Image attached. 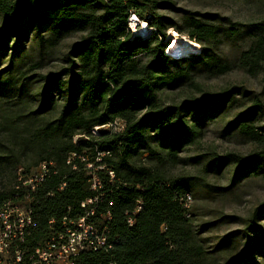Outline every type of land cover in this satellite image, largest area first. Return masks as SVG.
<instances>
[{
	"label": "trees",
	"instance_id": "trees-1",
	"mask_svg": "<svg viewBox=\"0 0 264 264\" xmlns=\"http://www.w3.org/2000/svg\"><path fill=\"white\" fill-rule=\"evenodd\" d=\"M164 7L166 0H0V206L14 199L19 177L48 169L31 194L36 226L25 251L57 236L63 218L91 212L85 222L105 244L74 264H264V203L212 247L202 233L215 223L196 229L184 203L201 186L226 194L264 179L261 95L242 87L191 94L199 79L232 70L264 75V20L239 24L191 11L175 20L157 14ZM131 15L147 36L131 33ZM169 30L200 50L185 58L168 53ZM55 62L57 71H44ZM175 93L183 99H168ZM116 122L121 129L100 130ZM209 125L254 147L203 165V177L229 176L224 188L171 172ZM88 200L95 201L81 208Z\"/></svg>",
	"mask_w": 264,
	"mask_h": 264
},
{
	"label": "rangeland",
	"instance_id": "rangeland-1",
	"mask_svg": "<svg viewBox=\"0 0 264 264\" xmlns=\"http://www.w3.org/2000/svg\"><path fill=\"white\" fill-rule=\"evenodd\" d=\"M169 7L158 9L157 14L167 18L177 19L184 13V11L197 12L200 14L211 13L218 14L221 17L229 18L234 23L246 24L249 22L264 20V0H166ZM149 17V16H148ZM134 27L138 28L144 22L134 21ZM132 23L129 28L131 30ZM141 24V25H140ZM146 25V24H145ZM147 28V27H146ZM149 32V29H148ZM173 30L166 32V43L170 41L169 35ZM134 35V34H133ZM136 36V35H134ZM141 37V36H140ZM180 37H183L180 35ZM77 40L76 37L66 40L60 47L61 52L66 51L68 44ZM199 49L193 50L197 53ZM168 47H166V50ZM224 52L232 57L235 55L234 49L224 48ZM175 56L189 57L195 55L193 52L184 53L183 51H175ZM59 63H52L46 70L48 72H55L59 68ZM201 87L198 91H191L195 97H201L205 93H216L227 91L232 87H242L247 91L260 94L264 103V75H257L255 77L244 74L240 70H232L230 73L222 75L213 79H199ZM168 99L179 101L183 99L181 93L167 95ZM236 99L240 96L236 95ZM167 101V100H165ZM170 101V100H168ZM170 103V102H167ZM242 108L237 111L240 112ZM260 126L264 125V117ZM121 122H116L112 125L103 127L102 131L110 129L112 131L121 129ZM99 128H94L93 133L96 134ZM254 149L253 145L246 143L238 137H227L222 134L220 128L216 125H209L202 129V133L195 140V142L187 145L180 153V157L185 160V165H179L171 172L176 175H190L203 178L204 183L213 187H227L229 185V176L223 174L221 176H214L207 174L203 177L201 170L203 165L207 164L216 156H224L229 153H235L246 156ZM264 203V179L254 178L240 182L231 191L226 194H216L208 191V188L201 186L194 190V196H191L189 203V210L191 213V221L193 227L199 229L211 223H215L210 230L202 233L205 246L212 247L221 238L227 234L240 230L242 225L239 218H245L250 215L254 208ZM219 220L222 222L217 223ZM217 223V224H216ZM258 264L259 260H253Z\"/></svg>",
	"mask_w": 264,
	"mask_h": 264
},
{
	"label": "built area",
	"instance_id": "built-area-1",
	"mask_svg": "<svg viewBox=\"0 0 264 264\" xmlns=\"http://www.w3.org/2000/svg\"><path fill=\"white\" fill-rule=\"evenodd\" d=\"M106 2L107 0H100ZM137 18L131 15L128 27ZM130 29V28H129ZM70 160H67V163ZM48 169L45 164L27 174L24 180L18 178L14 199H9L0 206V264H74L75 258L85 251H98L105 244V236L97 235L94 227L85 222V217L77 219L63 218L60 233L35 247L31 252L21 246L27 235L36 224L32 215V197L37 186L43 182ZM64 185L60 187L62 189ZM18 192L24 193L18 200ZM95 200L80 204L85 208ZM185 207H189L190 196L185 198ZM53 221H50L51 225Z\"/></svg>",
	"mask_w": 264,
	"mask_h": 264
},
{
	"label": "bare ground",
	"instance_id": "bare-ground-1",
	"mask_svg": "<svg viewBox=\"0 0 264 264\" xmlns=\"http://www.w3.org/2000/svg\"><path fill=\"white\" fill-rule=\"evenodd\" d=\"M134 23H132L131 30L132 33L136 36L145 37L148 35V27L145 24H140L138 28H135ZM147 27V28H146ZM170 41L167 44V52L172 54L175 53V51H183L184 53H190L193 52L195 49H199L198 46L193 45L189 39L186 37H180L177 33L174 31L170 33L169 35Z\"/></svg>",
	"mask_w": 264,
	"mask_h": 264
}]
</instances>
